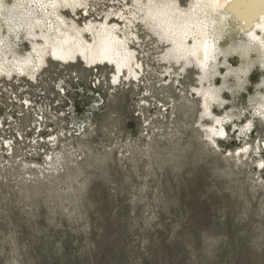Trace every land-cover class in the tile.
Instances as JSON below:
<instances>
[{
	"label": "rangeland",
	"instance_id": "obj_1",
	"mask_svg": "<svg viewBox=\"0 0 264 264\" xmlns=\"http://www.w3.org/2000/svg\"><path fill=\"white\" fill-rule=\"evenodd\" d=\"M155 47L142 83L101 87L80 160L47 174L43 156L30 172L0 160V264H264L262 75L224 95L216 114L233 119L216 147L200 127L196 72L164 81ZM47 66L41 74L59 68ZM85 66L65 70L86 83Z\"/></svg>",
	"mask_w": 264,
	"mask_h": 264
},
{
	"label": "bare ground",
	"instance_id": "obj_2",
	"mask_svg": "<svg viewBox=\"0 0 264 264\" xmlns=\"http://www.w3.org/2000/svg\"><path fill=\"white\" fill-rule=\"evenodd\" d=\"M92 12L99 19H91ZM153 43L164 81L196 72L200 127L214 146L229 137L233 119L216 114L229 108L224 95L233 86H255L256 74L263 81L256 85L255 115L264 118V0H0L2 83L17 77L37 82L50 62L110 67L115 84L137 80L151 68ZM253 126L249 121L246 132Z\"/></svg>",
	"mask_w": 264,
	"mask_h": 264
},
{
	"label": "built area",
	"instance_id": "obj_3",
	"mask_svg": "<svg viewBox=\"0 0 264 264\" xmlns=\"http://www.w3.org/2000/svg\"><path fill=\"white\" fill-rule=\"evenodd\" d=\"M66 65L58 63V69L42 73L37 82L18 77L0 82V160L6 165H22L30 172L43 156L47 174L60 171L68 157L80 160L81 144L103 112L101 87L113 90L121 82L114 83L113 72L101 74L103 66H85L93 73L84 83L79 71H67Z\"/></svg>",
	"mask_w": 264,
	"mask_h": 264
},
{
	"label": "clouds",
	"instance_id": "obj_4",
	"mask_svg": "<svg viewBox=\"0 0 264 264\" xmlns=\"http://www.w3.org/2000/svg\"><path fill=\"white\" fill-rule=\"evenodd\" d=\"M42 70H43V69H41L39 72H41ZM39 72H38V73H39Z\"/></svg>",
	"mask_w": 264,
	"mask_h": 264
},
{
	"label": "snow or ice",
	"instance_id": "obj_5",
	"mask_svg": "<svg viewBox=\"0 0 264 264\" xmlns=\"http://www.w3.org/2000/svg\"><path fill=\"white\" fill-rule=\"evenodd\" d=\"M11 2V0H9V3Z\"/></svg>",
	"mask_w": 264,
	"mask_h": 264
}]
</instances>
